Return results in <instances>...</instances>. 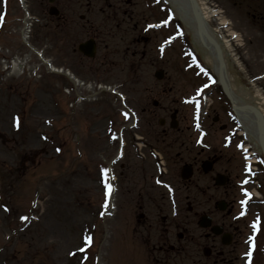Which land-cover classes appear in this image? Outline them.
<instances>
[{"label": "rangeland", "instance_id": "1", "mask_svg": "<svg viewBox=\"0 0 264 264\" xmlns=\"http://www.w3.org/2000/svg\"><path fill=\"white\" fill-rule=\"evenodd\" d=\"M206 1L219 13L212 27L235 34L239 76L264 95V0ZM25 3L31 24L22 0H0V264H215L222 250L218 264H264V231L253 246L258 260L248 259L264 206L253 202L238 219L246 174L237 147L247 138L164 0H56L59 17L48 0ZM223 19L231 25L221 27ZM90 38L98 43L92 60L78 52ZM193 98L203 104L199 128L196 104L186 102ZM214 154L219 162L206 174ZM193 162L197 174L184 182L182 168ZM219 173L230 178L225 187L215 184ZM205 214L234 226L230 247L199 227ZM207 248L216 249L210 258Z\"/></svg>", "mask_w": 264, "mask_h": 264}, {"label": "bare ground", "instance_id": "2", "mask_svg": "<svg viewBox=\"0 0 264 264\" xmlns=\"http://www.w3.org/2000/svg\"><path fill=\"white\" fill-rule=\"evenodd\" d=\"M166 1L186 28L203 62L218 78H222L223 87L230 94L235 107L238 108L235 114L242 127L240 134L246 135L248 140L254 143L257 153L263 154L264 95L250 80L248 88L243 83L242 77L232 68L234 63L243 72L245 71L236 59V49L232 41L229 40V37L234 36V33L230 32V35H224L219 29L212 27V20L219 13L209 7L206 0ZM226 25V21L221 20L220 26ZM48 66L53 72H62L61 69L50 66V64ZM68 74L75 79L70 73Z\"/></svg>", "mask_w": 264, "mask_h": 264}, {"label": "water", "instance_id": "3", "mask_svg": "<svg viewBox=\"0 0 264 264\" xmlns=\"http://www.w3.org/2000/svg\"><path fill=\"white\" fill-rule=\"evenodd\" d=\"M51 3H53L55 0H49ZM50 14L51 15H58L59 14V12L56 10V8H51V10H50ZM80 51L83 53V54H85L86 56H88V57H94L95 56V54H96V50H95V43H94V41H89V42H87V43H85V44H82V45H80ZM163 72H158L157 73V77L159 78V79H162L163 78ZM211 164L210 163H207L206 165H205V170L206 171H210L211 170ZM192 176V171H191V169H185L184 170V177L185 178H189V177H191ZM218 184L219 185H223L224 184V182L222 181V180H220V179H218ZM220 208H221V210H224V206L221 204L220 205ZM202 226L203 227H209L210 226V220L208 219V218H205L204 220H203V222H202ZM216 230V229H215ZM216 233L217 234H219L220 232H217L216 231Z\"/></svg>", "mask_w": 264, "mask_h": 264}, {"label": "flooded vegetation", "instance_id": "4", "mask_svg": "<svg viewBox=\"0 0 264 264\" xmlns=\"http://www.w3.org/2000/svg\"><path fill=\"white\" fill-rule=\"evenodd\" d=\"M178 119V114H177V117H176V120ZM178 121V120H177ZM178 126H179V122H178ZM210 158V157H209ZM210 160H212L215 164H217L219 162V159L217 157L216 154L213 155V158H210ZM190 165L193 166V168L196 170L197 172V162H193L191 163ZM194 170V171H195ZM230 178L227 177V181L229 182ZM196 189H197V186H196ZM197 208V203H195L194 207L192 206H189V211L190 212H193L195 211V209ZM196 212H197V209H196ZM220 225L224 228V233H229L230 234V240L234 243L235 239H236V230H234V226L232 225H227L226 223H220ZM167 245L164 244L163 248H166ZM172 249H174L173 246H171ZM224 248V247H222ZM216 249H211V254L213 255L214 251ZM226 257V254L225 252L222 250V251H218L216 253V259H215V264H218L219 262H222V260H224V258Z\"/></svg>", "mask_w": 264, "mask_h": 264}, {"label": "snow or ice", "instance_id": "5", "mask_svg": "<svg viewBox=\"0 0 264 264\" xmlns=\"http://www.w3.org/2000/svg\"><path fill=\"white\" fill-rule=\"evenodd\" d=\"M5 3H6V0H5ZM186 102H187V103H194V104H196V107H197V119H199V107H200L199 102H198L195 98H193V99L190 100V101H186ZM125 115H127V114H125ZM18 123H19V121H17V124H18ZM197 127L199 128V124H197ZM105 175H107V172H105ZM108 189H109V193H110V192L112 191L110 185H108ZM24 219L26 220L27 217H25ZM85 243L91 245V243H92L91 238H87L86 241H85Z\"/></svg>", "mask_w": 264, "mask_h": 264}]
</instances>
